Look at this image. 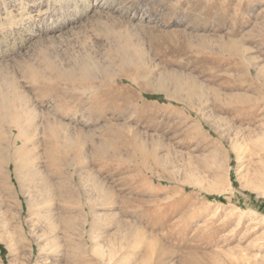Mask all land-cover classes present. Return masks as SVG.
<instances>
[{
	"label": "rangeland",
	"instance_id": "obj_1",
	"mask_svg": "<svg viewBox=\"0 0 264 264\" xmlns=\"http://www.w3.org/2000/svg\"><path fill=\"white\" fill-rule=\"evenodd\" d=\"M2 95L0 264H264V0H0Z\"/></svg>",
	"mask_w": 264,
	"mask_h": 264
},
{
	"label": "bare ground",
	"instance_id": "obj_2",
	"mask_svg": "<svg viewBox=\"0 0 264 264\" xmlns=\"http://www.w3.org/2000/svg\"><path fill=\"white\" fill-rule=\"evenodd\" d=\"M12 109H13L12 103H10L8 101V98L3 97V95H2L1 96V102H0V131H1V128L4 129L5 130L4 132L6 133V135H3L0 132V164L4 163L5 161H7V162L8 161H14V159H15L14 153L12 150L10 151V148H9V147H11V145L14 146L19 141L20 142L22 141L21 142L22 144L26 143V139L24 138L25 132L23 131V129L21 127L22 126L20 123L21 121H19V119L17 118L18 117L17 113H12L13 112ZM46 131H47L48 135L44 139L45 140L44 141L45 142L44 148H46L45 155L47 157L49 166H51V168H52L53 166H56L57 163H65L66 164V162H67L66 161V154H67L66 149H67V147L65 144H59L58 143L57 135H59V133H58L59 131L56 129H53L51 127H48L46 129ZM60 142L62 143V141H60ZM71 167L74 170L79 168L77 163L72 164ZM92 207H93L92 205L85 203L83 206V210L86 211V208H87L88 212L90 213L93 209ZM63 222L66 223L64 226L67 230H70L72 225L74 224L73 220H71V218L69 216H65V219L63 220ZM12 252H14V251H12ZM101 259H103V258H101ZM103 260H105V259H103ZM103 264H108V261L103 262Z\"/></svg>",
	"mask_w": 264,
	"mask_h": 264
}]
</instances>
